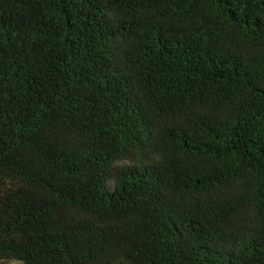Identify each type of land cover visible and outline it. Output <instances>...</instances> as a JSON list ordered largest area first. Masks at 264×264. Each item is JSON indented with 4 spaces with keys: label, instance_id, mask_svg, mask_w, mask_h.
Returning a JSON list of instances; mask_svg holds the SVG:
<instances>
[{
    "label": "trees",
    "instance_id": "trees-1",
    "mask_svg": "<svg viewBox=\"0 0 264 264\" xmlns=\"http://www.w3.org/2000/svg\"><path fill=\"white\" fill-rule=\"evenodd\" d=\"M264 264V0H0V264Z\"/></svg>",
    "mask_w": 264,
    "mask_h": 264
},
{
    "label": "rangeland",
    "instance_id": "rangeland-1",
    "mask_svg": "<svg viewBox=\"0 0 264 264\" xmlns=\"http://www.w3.org/2000/svg\"><path fill=\"white\" fill-rule=\"evenodd\" d=\"M11 264H21V263H18V262H12Z\"/></svg>",
    "mask_w": 264,
    "mask_h": 264
}]
</instances>
